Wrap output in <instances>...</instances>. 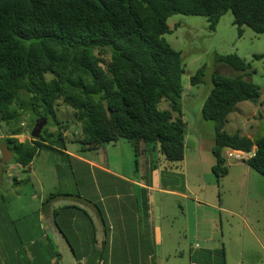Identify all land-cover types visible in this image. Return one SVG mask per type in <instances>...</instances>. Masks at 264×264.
I'll list each match as a JSON object with an SVG mask.
<instances>
[{
	"label": "trees",
	"instance_id": "16d2710c",
	"mask_svg": "<svg viewBox=\"0 0 264 264\" xmlns=\"http://www.w3.org/2000/svg\"><path fill=\"white\" fill-rule=\"evenodd\" d=\"M230 10L240 35L244 25L264 34V0H0V132L7 134L0 145L6 144L24 167L43 148L62 152L55 146H66L67 129L56 134L45 126L39 138L20 141L24 122L15 128L9 124L28 108L35 117L58 124L57 107L66 104L81 124L75 140L83 149L126 139L136 162L152 147H159L167 162L183 161L184 62L181 51L164 38L168 19L203 15L215 30ZM255 57L264 58V53ZM216 60L242 74L215 72L202 105L203 119L215 122L213 172L218 178L227 174L226 151L237 149L254 151L244 162L264 176V134L254 138L225 129L239 103L261 102V88L244 78L251 64L238 53L216 54ZM203 76L201 67L191 82L199 84ZM164 101L167 106L161 108ZM60 195L52 192L43 203ZM215 254L219 264H226L225 248Z\"/></svg>",
	"mask_w": 264,
	"mask_h": 264
},
{
	"label": "crops",
	"instance_id": "0c3cea01",
	"mask_svg": "<svg viewBox=\"0 0 264 264\" xmlns=\"http://www.w3.org/2000/svg\"><path fill=\"white\" fill-rule=\"evenodd\" d=\"M201 120L204 130L208 126L207 146L204 148L201 133L190 130L184 160L178 163L167 162L159 147H152L136 162L134 147L126 139L93 151L69 146V141L65 147L55 146L63 152L56 153L68 161L66 172L61 170L70 183L47 204L44 194H34L38 205L18 215L12 214L10 200L2 197L0 264H22V260L26 264H219L215 253L222 248L228 253L225 239L235 226L233 218L241 216L228 203L208 200L209 185L204 181L206 171L210 175L215 164V125H209L200 110L196 121ZM244 134L253 137L250 132ZM6 136L2 130L0 140ZM241 163L237 171H246L249 177L256 172L248 163ZM201 173L205 178L199 177ZM56 174L59 176L60 169ZM54 188L52 184L50 190ZM204 204L214 209L219 221L205 236ZM241 213L249 216L246 211ZM208 221L206 218L205 224ZM202 240L205 247L199 243Z\"/></svg>",
	"mask_w": 264,
	"mask_h": 264
},
{
	"label": "rangeland",
	"instance_id": "374dc122",
	"mask_svg": "<svg viewBox=\"0 0 264 264\" xmlns=\"http://www.w3.org/2000/svg\"><path fill=\"white\" fill-rule=\"evenodd\" d=\"M168 24L170 31L164 34V38L173 48L181 51L184 62L183 104L186 105L184 106L186 122H189L186 141H189L191 132L198 135L201 133L204 143L207 139L208 126L204 130L205 121L201 120L197 123L196 116L213 87L214 73L218 72L228 77L242 74L228 64L218 62L216 54L238 53L246 62L251 64V68L243 73L244 78L258 84L261 88V102L253 104L248 100L239 103L237 111L230 114L225 129L228 132L238 130L244 133L250 132L254 138L263 135L264 58L255 57V54L264 53V34L257 33L251 27L244 25L242 26V35H240L239 26L234 23V15L231 10L220 18L215 30L210 28L208 18L203 15L174 14L168 19ZM201 67H204L203 80L199 84H193L191 77ZM166 103L167 101L162 102L161 108H164ZM20 112L19 119L11 121L9 125L15 128L24 122L23 135L21 134L19 140L31 141L32 130L39 118L35 117L29 108L22 109ZM57 114L58 124L53 118H50L43 127L46 126L49 131H54L56 134L67 129L65 132L67 133L66 139L69 140L68 145L81 146L75 140L82 127L75 120L74 109L66 104H59ZM206 121L211 123L209 125H215L213 120ZM43 136H45V131ZM213 138L215 141V130H213ZM206 146L207 142L204 144V148ZM43 149L46 150H42L35 157L30 165L31 168L26 167L25 170L23 167H19L15 159L6 165H2V152L0 150V173L3 175L4 181L0 183V200L2 197L10 200L13 215L34 209L38 205L33 197L34 194L39 196L44 194L48 197L50 193L58 192L70 183L67 174L62 173V170L66 172L68 169V161L62 158L59 153L47 150V148ZM227 161L229 165L228 175L225 174L218 179L213 172L209 175L206 171L207 181H204V184L209 185L207 187L209 201L217 199L222 204L228 203L226 206L241 216L237 220L233 218L232 223L235 226L225 239L228 247L226 264H264V214L261 213L264 211V176L253 171L249 177L246 171H237L243 165L241 162H246L231 157H227ZM156 162L159 161L156 160ZM56 169H60L59 176L56 174ZM199 177L205 178L204 173H201ZM16 180H20V182H16ZM52 184L55 185V188L50 190ZM72 188L71 184L70 190ZM203 211V235L205 236L213 228L219 226V221L213 208L204 204ZM241 211H246L249 216L242 217L245 215ZM260 213L259 216L255 215ZM206 218L211 222L208 221L205 224ZM199 243L202 247L206 246L203 240ZM217 246H221V243H218Z\"/></svg>",
	"mask_w": 264,
	"mask_h": 264
},
{
	"label": "water",
	"instance_id": "95a60500",
	"mask_svg": "<svg viewBox=\"0 0 264 264\" xmlns=\"http://www.w3.org/2000/svg\"><path fill=\"white\" fill-rule=\"evenodd\" d=\"M48 122L47 118L42 121L37 120L35 127L32 130V137L39 138L42 134L43 126ZM2 152V164H7L9 161L14 159L15 153L6 144L1 145Z\"/></svg>",
	"mask_w": 264,
	"mask_h": 264
},
{
	"label": "built area",
	"instance_id": "2783aa9c",
	"mask_svg": "<svg viewBox=\"0 0 264 264\" xmlns=\"http://www.w3.org/2000/svg\"><path fill=\"white\" fill-rule=\"evenodd\" d=\"M254 155V151L247 152L243 150H237V149H228L226 151V156L231 157L238 161H245L250 159Z\"/></svg>",
	"mask_w": 264,
	"mask_h": 264
},
{
	"label": "flooded vegetation",
	"instance_id": "af4514ba",
	"mask_svg": "<svg viewBox=\"0 0 264 264\" xmlns=\"http://www.w3.org/2000/svg\"><path fill=\"white\" fill-rule=\"evenodd\" d=\"M38 120L42 121V118H39Z\"/></svg>",
	"mask_w": 264,
	"mask_h": 264
}]
</instances>
